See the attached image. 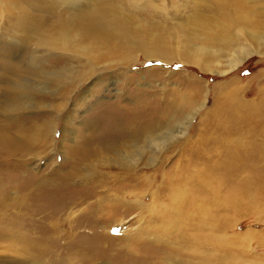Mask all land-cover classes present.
Instances as JSON below:
<instances>
[{
  "label": "rangeland",
  "instance_id": "374dc122",
  "mask_svg": "<svg viewBox=\"0 0 264 264\" xmlns=\"http://www.w3.org/2000/svg\"><path fill=\"white\" fill-rule=\"evenodd\" d=\"M1 2L8 17L4 15V20L0 21V65L9 66L3 63L8 59L17 69L27 63L20 72L30 78L28 74L33 68L28 64L34 43L17 46L23 40L22 34L33 20L43 24L54 20L53 13H48L47 8H53L52 11L55 8L61 14L74 7L58 5L52 0ZM7 2L16 9L12 11ZM106 2L117 5L122 18L126 15L132 17V22L122 25V31H126L129 37L135 31V40L142 41L145 47L120 60L119 67L111 66L108 58L99 63L102 70L106 63V67L111 68L84 86L83 102L76 107L67 106L76 111L55 124L54 135L37 143L23 159L3 161L13 170L5 172L6 167L0 169V237L3 238L1 232L5 224L11 232L18 230L27 242L37 243L41 248L37 254L36 249L17 245L7 236L0 238V264L26 261L28 256L33 259L28 260V264H159L160 258L173 252L177 257L187 259L185 250L172 245L178 240L177 228L185 222L177 221L173 209L184 205L193 207L195 212L193 219L187 221L188 236L192 241V250L188 254H197V258L208 254L211 260L214 259L213 264L223 257L225 264H264V160L255 164L247 157L253 151L249 145L252 130L264 125V110L259 104L264 95V0H86L75 8L82 10ZM231 2H238L241 6H231ZM238 10L240 14L253 12L250 24L231 22V16ZM218 23L223 27L224 35H229L230 47L226 50L210 42L211 34L218 30L212 26H218ZM45 60L43 68H55L53 58L46 57ZM203 61L206 63L202 64ZM231 66H235L233 70ZM2 86L5 88L6 85H1L0 81V93ZM121 90L125 99L120 105L130 109L131 113H134L131 110L137 113V102L144 101L139 108L144 106L142 116L149 127L162 118L165 110L170 112V100L176 98L174 94L181 100H191L193 119L185 121L187 124L180 129L183 134L179 135L176 148H165L156 162L150 163L146 154L143 162L132 170V179L127 177L122 166L115 165L89 169L90 172L84 175L87 183L83 186L64 180L61 173L69 169L75 156L73 143L82 147L83 122L94 117L98 122V135L113 134V137L123 133L122 128L131 122L123 120V124L119 120L101 124L100 117L94 114L95 102L97 110L102 104L110 109L109 115L117 113V108L111 110L107 105L115 103V94ZM40 96L47 110L52 96ZM237 98L249 104L252 110L257 106V115L261 105L263 117L261 120L246 119L232 129L229 125L236 122L226 121L231 137H242L243 168L241 173L233 174L234 166L239 165L237 160L228 162V169L217 168L212 174L214 180L208 186L213 190V196L201 193L198 187L194 190L195 186L186 174H195L202 162H188L187 154H183V144L189 139L194 141L200 132L208 129L210 122L207 120L210 119L207 117L213 106L229 109L235 106L233 103ZM218 101L221 103L217 104ZM38 114L34 107L28 108L17 117V125L29 129ZM187 115L188 110L181 109L175 115L179 120L177 125L182 126ZM215 116L225 119L224 114ZM209 130H212L211 126ZM258 139L261 141L262 137ZM170 157L174 160L169 161ZM140 175L145 181L139 182ZM174 179L175 193L166 191L164 188L175 185ZM4 198H10L7 204H2ZM186 213L189 214L187 209L182 211V217ZM165 240L172 243L164 246L162 241ZM24 249H28L29 254L22 252ZM35 254L40 260H35Z\"/></svg>",
  "mask_w": 264,
  "mask_h": 264
},
{
  "label": "bare ground",
  "instance_id": "6f19581e",
  "mask_svg": "<svg viewBox=\"0 0 264 264\" xmlns=\"http://www.w3.org/2000/svg\"><path fill=\"white\" fill-rule=\"evenodd\" d=\"M52 1L54 3H58V5L67 4L68 6L71 5L74 8H71L70 10L60 14L57 13L58 11H56L55 8L52 11L53 8L49 6L50 8H47L46 11L48 13H53L54 20L49 24H43V22H36L33 20V23H31V25L29 24L27 30H25L26 32L24 31V33L22 34L23 40L21 39L20 42H18L17 46L21 47L20 45H27L32 42L34 43V48L30 54L28 64L29 68H33L28 74L31 79L25 78L24 75L21 74L23 72H20V70L23 69L27 63H24L21 66L19 65V69H17V66H14L13 63L10 64L8 62V59L7 62L4 61L3 63H6L9 66L4 67L3 65H0L1 73H3V76H1L2 74L0 73L1 85H6L5 88L4 86H2V92L0 93V169L4 170V168L6 167L7 171L5 172H11L13 168L11 169V165L4 164L3 161L12 160L14 162L15 158L20 159L26 154L31 153L37 143L48 140L51 134L52 136L54 135L56 129L55 124L57 122H61L64 118L67 117L68 114L69 117L70 115L72 116V113H74L76 109L70 110V108L68 109L67 106L72 104L74 107H76V104L83 102V96L85 94L83 90L84 86L88 85V83L92 81L97 80L100 73L106 71V69L111 68L106 67L107 63H104V70H102V68L99 67V63L108 58L107 60L111 61V66L119 67V62H121L120 60L127 59L128 57H130V54H134L135 50L140 51L141 49H143V47H145V44L142 41H139V39L135 40L137 37V33L135 31H132V37H129L126 31H122V25L128 22H132V17L130 18L129 15H126L124 18H122L117 5L114 4V6H111L112 2H106L100 6L92 5L86 9L80 10L75 8L76 5L84 4L86 0H77L78 2H75L76 0ZM137 1L138 0H136V2ZM146 1L148 2L150 0ZM7 5L10 6V9L12 11L14 10L15 7L11 6L10 3L7 2ZM230 5L237 8L241 6L238 2H231ZM46 11L45 13H47ZM235 12L236 15L233 14V16H231L232 23H241L242 25L243 23H245V25L251 23L252 19L250 14H252L253 12H251L250 14H240L239 10ZM4 15L7 16L8 14L3 9L2 2L0 0V21L3 19ZM21 17L23 18V16ZM28 22H31V20ZM15 25H17L16 22ZM212 27L215 30H218H216L215 34H211L212 36L210 42L216 44L220 49L226 50L227 48H229V35H227L228 37L224 35V30H221L223 29V27H221L220 24L218 26ZM35 37H38V39H36ZM15 44H17V42ZM24 50L25 49H23V51ZM15 53L16 52H14V54ZM9 54L13 55V53ZM46 57H50L55 60V68L53 66H49L48 68L42 67L43 65H46ZM200 60L202 59L200 58ZM240 61H242V59ZM203 63L206 62L203 61L202 64ZM234 67L231 66L230 69ZM10 79H14L15 81L12 80V83ZM76 90H79L78 94H75ZM42 94H50V97L52 96V103L48 106L47 110H45L46 105L42 102V100H40V95ZM174 96L176 98L170 100V112L165 110L162 113V118L157 120L155 125L151 127H149L150 125L148 126L145 124V116H142V108L144 106L139 108V106L143 105V100L137 102L136 109H139L137 113L134 110H131L132 112H134L131 113L130 109L128 110L120 105L122 100L125 99L123 90L115 94V103L107 105L111 108V110H115L117 108V113L113 112V115H109V113L111 112L110 109L108 110L102 104H99L97 110V102L94 101V114L100 117L101 124H104V122L107 121L108 123H115L119 120H122L120 122H123V120L131 122L128 123L125 129L124 127L122 128L124 132L127 131L125 132V134L124 132L118 133L115 137L112 136L113 134L98 135V133L100 134L97 128L98 122L94 117H92L93 119H87L85 122H83L84 129L81 135L82 147H79L77 142L73 143L72 152L75 156L71 160L69 169L61 173L63 179L67 180L70 183H79L77 184L78 186H83L87 183L85 181L86 179L84 175L90 172L89 169L98 168L99 166L107 167L115 165L122 166V170L127 173V177L132 179V170H134L137 166H139V164L143 162L146 154L149 155L147 157V160L151 163L159 160V154H161L165 148H176V144L179 142V135L183 134L180 129H182L183 126L185 127V124H187L185 123V121H190L191 119H193L194 110L189 98L187 100L186 98L182 99V101L176 94H174ZM36 99L38 100L37 103H35ZM260 99L261 100L259 104H262V108L264 110V95ZM215 102L213 103V105L215 104ZM219 103L221 102L218 101L217 104ZM233 105L235 106L229 109L226 107L220 108L219 105L213 106L214 108L209 111V117H207V119H210L207 121L210 122L209 125L211 126L212 130H209V126L206 131L200 132L198 136H196V139L194 141L193 139H189L183 144L184 152H182L183 154H187L188 162L191 163L195 160H199L202 162V166L198 167L195 174H186L188 180H191V182L195 186L193 187L194 190H196L198 187L201 193H208V195L211 194L213 196V190L210 187L208 189L209 183H212V181L214 180L212 174L217 168L228 169L229 166L227 165V163L231 160H237L239 163L238 167L234 166L235 170L232 171L233 174H238L239 172L241 173L240 170L243 168L242 162H244V158L242 157V137H231V131H229V128L232 129L233 126H236L237 128L239 122L243 123V121H245L246 119L248 121L253 118L261 120L264 116H262L261 114V105L258 106V109H260L258 115L257 106L252 110L249 107V104H245V102L239 100V98L236 99ZM30 107H34L40 114L32 119L30 128L24 130L20 125H17V117L23 111L27 110ZM181 109L182 111L188 110V115L184 117L182 126H180L179 124L177 125V122H179V120L175 119V115L179 114V112H181ZM216 114L217 116H221L222 114H224L225 119L216 118ZM246 116H248V118ZM227 120L236 123H234L233 125L230 124V127L227 128L225 125ZM174 126L175 130L173 129ZM258 127L259 126L254 128L252 132L250 131L252 138H250L249 145L252 146L253 151H251L250 156H247L248 160L255 164L264 160V133H258L259 130L264 131V125L261 124V127L263 128ZM163 129H165V132L163 131ZM258 137H262V140L259 141ZM179 155L176 156V159L180 162ZM171 159L174 160V157H170L169 161ZM16 161L18 162L19 160L16 159ZM249 161H246V163H248ZM80 166L82 167L80 168ZM174 176L175 175H173V177ZM178 177H180V175H178L177 177L175 176V178ZM186 177L184 178L187 179ZM47 180L44 181L46 182ZM140 181H145V178L142 177V175H140L139 177V182ZM173 182L175 185H169L164 189H166V191L169 190L174 192V190L177 188L176 180L174 179ZM40 184H43V181H41ZM9 199L10 198H4L2 204H7L6 202L9 201ZM185 209L189 211V214L186 213V216L182 217V211H184ZM174 212L177 213V221L182 222V220H185V222H183L180 227L178 225L179 228H177L176 231L178 240L176 242L169 243L165 240L166 242L162 241V243L164 246H168L171 243L172 245L174 244L175 247L181 248V250H185V252H187L186 257H188L187 259L183 256L182 258H179L180 256L177 257L176 253L173 252L172 254H168L165 257L160 258L158 263L213 264L212 260L214 259L211 260L208 254H205L204 257L198 258L196 256L197 254L195 256H193L192 253L188 254V251L190 252V250H192V241H190L191 239L188 236V232H190V229L189 223L187 221L192 220L194 217L195 212L193 207L184 205V207L182 208H174L173 213ZM206 221L208 222V220ZM3 225L4 226L2 227L1 232L3 238L7 236L13 239V241H15V244H21L22 247L26 246L29 249L34 248L37 250V254H40L39 251L41 245L34 242H27L25 238L18 233V230H13L11 232V228L9 226H6L5 224ZM200 231H202V229ZM206 237H208L207 234ZM22 252L29 254L30 251L28 249H24ZM41 255L43 256V252L41 253ZM34 257L35 260H40V258H36V254ZM182 259L185 261H182ZM197 259L198 262H195V260ZM220 259H218L220 261H217L216 264H225L223 262L224 257L223 259ZM28 260L32 261L33 259L31 260L28 256V259L26 258V261L24 260L21 262H16L15 264H28Z\"/></svg>",
  "mask_w": 264,
  "mask_h": 264
}]
</instances>
